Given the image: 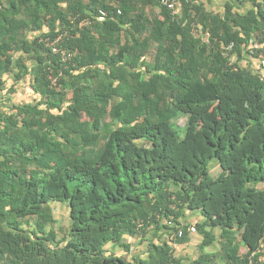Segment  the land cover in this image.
Returning <instances> with one entry per match:
<instances>
[{"label":"trees","instance_id":"16d2710c","mask_svg":"<svg viewBox=\"0 0 264 264\" xmlns=\"http://www.w3.org/2000/svg\"><path fill=\"white\" fill-rule=\"evenodd\" d=\"M176 18L159 0H0V264H248L258 251L264 73L246 56L264 61V0ZM24 89L33 101L15 103ZM186 211L193 262L168 241Z\"/></svg>","mask_w":264,"mask_h":264},{"label":"clouds","instance_id":"9594fccd","mask_svg":"<svg viewBox=\"0 0 264 264\" xmlns=\"http://www.w3.org/2000/svg\"><path fill=\"white\" fill-rule=\"evenodd\" d=\"M215 1H221L222 2V5H221V11L220 12H218V13H216V12H214V11H212V12H214L215 14H218V15H221L222 13H223V6H224V4L226 3V2H228V0H190V1H185V0H179V2H180V15H177V16H175V15H172V13H171V11L169 10V9H167L165 6H163L162 4H161V2H160V0H159V4L162 6V7H164L165 9H167L169 12H170V14H171V16H172V20H176L177 18L176 17H181L182 16V14H183V6L184 5H186V6H188V5H191V6H193V5H199V4H203V5H206V6H208L209 8H210V6L212 5V3L213 2H215ZM210 10V9H209ZM101 13H104L105 14V16L103 17V20H99V18L101 17ZM92 18L95 20V21H97V22H99V23H103V22H105L108 18H109V15H108V12H106V11H104V10H98L96 13H95V15L94 16H92ZM88 25V20L87 21H83L81 24H80V28L82 27V28H84V27H86ZM190 29H191V34L194 36V35H196V30H195V28L192 26V25H190ZM62 37H64V36H59L58 38H59V40L61 41L62 40ZM79 37V33L78 34H76V38H78ZM57 39V38H56ZM55 39V40H56ZM209 34L208 33H203V35H202V38H201V41L203 42V43H205V44H208V42H209ZM47 40V39H46ZM54 40V41H55ZM53 41V40H52ZM47 44V43H46ZM59 45V44H58ZM231 46L232 45H230L229 47H227V50H229L230 48H231ZM58 47V46H57ZM57 47H56V51L57 52H55L51 47V49L53 50V52L54 53H58V49H57ZM254 48H257V47H254ZM254 48H252V50L254 49ZM63 53H61V56H62V60L63 61H65L66 59H68L69 61H73V59H74V57H75V55H76V52L75 51H72V52H66V51H62ZM247 58H249V60H250V62H251V67L252 68H255L256 70H257V72L258 73H264V61H261V60H258V59H255L254 57H249V55L248 56H246ZM52 80H55L53 77H50ZM51 81V80H50ZM52 86H55V85H52ZM185 119V118H184ZM138 142H142V141H138ZM141 144H143V143H141ZM189 214H190V212L189 211H186L185 212V217H184V220L182 219L181 221H179L178 223H177V225H174V226H180V227H183L184 228V226L182 225V224H180V222H182V223H187V224H189V226L188 227H190V226H192V227H194L195 228V226L193 225V224H191V223H188L187 221H188V219H190L189 218ZM188 227H187V229H188ZM187 229H186V231H187ZM195 231H196V228H195ZM188 235H189V241L187 242V243H184L182 246L180 245H178L177 243H176V247L175 248H173L172 247V245H171V243L169 242V246L172 248V250L173 249H178V248H181V249H183V255H187V258H186V260H189V262H193V261H195L196 259H197V251H198V246H199V244H201V242H202V238H200L198 235H197V231L194 233V234H192V235H190L189 233H187ZM183 237V236H182ZM181 237V238H182ZM264 240V239H263ZM168 241H170V237H168ZM262 241V240H261ZM176 242V241H175ZM261 243V242H260ZM260 243H259V245H260ZM258 249H259V247H258ZM257 253V252H256ZM256 253H255V255H256ZM252 255V254H251ZM251 255H249V256H251ZM249 256H248V258H249ZM247 261H248V259H247Z\"/></svg>","mask_w":264,"mask_h":264},{"label":"built area","instance_id":"2783aa9c","mask_svg":"<svg viewBox=\"0 0 264 264\" xmlns=\"http://www.w3.org/2000/svg\"><path fill=\"white\" fill-rule=\"evenodd\" d=\"M185 1H190V0H185ZM160 2L163 6H165L167 9L171 11L172 15H175V16L180 15L179 0H160ZM104 16L105 14L101 13V17L99 18V20H103ZM59 41H60L59 38H57L55 41H48L47 46L51 47L55 52H57L56 47L58 46ZM50 80L52 81V85H55V80H52L51 78ZM175 229H176V232L170 236V243L173 248L176 247V242H175L176 239L181 238L183 236V231L180 226H176ZM195 232L196 231L194 227L192 226L188 227L187 233L192 235ZM248 264H264V240L261 241L256 255L252 254L251 256H249Z\"/></svg>","mask_w":264,"mask_h":264},{"label":"rangeland","instance_id":"374dc122","mask_svg":"<svg viewBox=\"0 0 264 264\" xmlns=\"http://www.w3.org/2000/svg\"><path fill=\"white\" fill-rule=\"evenodd\" d=\"M249 57H251L249 55ZM5 84L8 87L11 86V81L9 79H6L5 78ZM5 91L4 92H1L0 95H4ZM29 92H26L25 89L23 90H19L15 95L12 96V100H14L15 103H19V104H22V103H30L33 101V96L32 95H29L28 94ZM174 124H176V126H179V127H182L184 126L185 124V119L182 117L180 119H178ZM180 134H181V137H183V131H179ZM191 214H189V217H190ZM55 218L57 219L55 222L56 224L53 226L54 230L56 231L58 237L60 238V236H62V232H63V229H65L66 227V224H67V221H66V211L64 208H60V211H57V214L55 215ZM137 243V241H135V244Z\"/></svg>","mask_w":264,"mask_h":264},{"label":"crops","instance_id":"0c3cea01","mask_svg":"<svg viewBox=\"0 0 264 264\" xmlns=\"http://www.w3.org/2000/svg\"><path fill=\"white\" fill-rule=\"evenodd\" d=\"M221 5H222V2L221 1H215V2L212 3V5L210 6V8L209 7L208 8L210 10L218 13V12L221 11Z\"/></svg>","mask_w":264,"mask_h":264}]
</instances>
